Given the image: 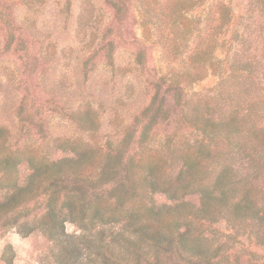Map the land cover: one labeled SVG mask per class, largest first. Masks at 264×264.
I'll use <instances>...</instances> for the list:
<instances>
[{
    "label": "rangeland",
    "instance_id": "374dc122",
    "mask_svg": "<svg viewBox=\"0 0 264 264\" xmlns=\"http://www.w3.org/2000/svg\"><path fill=\"white\" fill-rule=\"evenodd\" d=\"M173 75L196 105L176 101L163 83ZM159 103L143 135L151 114L142 115ZM206 113L234 120L213 135L196 121ZM87 148V159L62 163L55 176H97L106 155L114 166L119 152L140 186L151 163L155 189L165 193H155L156 205L181 188L192 193L193 211L177 212L196 216L192 233L217 252L216 262L264 264L261 0H0V264H108L91 243L100 227H79L77 203L62 209L63 195L54 196L52 211L66 217L62 233L46 215L44 166ZM221 172L227 196L248 192L255 211L232 214L222 200L207 222L194 193ZM141 190L126 208L147 205ZM168 216L150 227H164ZM122 253L129 264L140 260ZM158 257L150 264H173Z\"/></svg>",
    "mask_w": 264,
    "mask_h": 264
},
{
    "label": "trees",
    "instance_id": "16d2710c",
    "mask_svg": "<svg viewBox=\"0 0 264 264\" xmlns=\"http://www.w3.org/2000/svg\"><path fill=\"white\" fill-rule=\"evenodd\" d=\"M261 5H264V0H261ZM176 76V75H175ZM164 85L167 84V89L173 92L176 101L180 104L183 102L185 105L193 104L192 99L189 97V93L185 90L183 84L176 77L172 79H165ZM198 104V103H197ZM153 105V104H152ZM145 110L142 116L148 115V125L143 129V135L146 130L149 129V125L155 118L162 112V103L158 106L154 105ZM234 119L232 117L222 119L221 116H212L208 113L197 115L196 121H200L201 125L205 129H209L214 135L221 127L224 129L231 125ZM142 135V136H143ZM128 145V144H127ZM127 145H122L121 149H127ZM207 148V147H206ZM90 150L88 148L82 152H77L73 158H64L59 161H52L44 166L43 175H46L41 183L46 184L44 191H49L50 194L47 199V217L51 218V229L62 233L63 222L66 217L62 214V209H74L77 203L80 207L81 215L76 221L79 223V227L87 225L90 229L94 230L98 226L99 230L93 236L92 247L106 259L108 264H129L128 259H125L124 252H132L140 258L136 260L135 264H150V260L159 261V255L170 256V261L173 264H219L214 259L219 256L215 253H211L209 248H206L203 242L207 240L200 234L192 233L191 223L192 219L196 218L194 214H183L180 211L184 207H190L194 209V205L188 200V197L193 195L187 193L186 188H181V196H173L168 198L169 204H161L159 207L154 200L155 193L164 194V191L158 192L155 189V183L153 181V167L151 163H148V171L141 178L140 186H137L129 171V164L123 163V156L117 152L116 166H123L122 174L115 172L114 166L111 164V157L106 155L107 165L103 167V171L97 176H70L65 174L61 177L55 176L59 173L62 163H69L68 165L76 166L82 163L88 156ZM119 151V150H118ZM114 154L116 151H113ZM112 154V155H114ZM186 158H189L188 154H184ZM130 160L131 159H127ZM191 161H185V165ZM43 170V169H42ZM184 169H180L179 176L183 174ZM40 170L37 169V175ZM37 175H32L31 182L37 178ZM42 175V174H41ZM224 172L216 174L212 178L210 183L205 187H199L197 193H194L200 199L198 200V209L195 212L200 213L204 221L209 222L208 212L209 208L222 200L226 201L227 210L232 214H238L243 211L247 213L255 211L252 201L248 198V192L239 195L236 198L229 197L228 192L221 188L223 184ZM156 179V178H155ZM142 185V186H141ZM142 187L141 191L147 189L148 201L147 205H144L141 209L134 208L133 206L127 207L126 204L129 201L131 194ZM138 188V189H137ZM21 191V190H19ZM63 195V202L59 212L52 211V201L56 194ZM59 200V199H58ZM15 201V196H11V203ZM143 211L146 215L151 217H139V212ZM170 211L169 212L162 211ZM193 211V210H192ZM166 215H172L165 218L162 222L164 227L151 228L150 222L153 217L158 219ZM118 226L116 232H111L109 240L106 241L105 233L107 229L113 228L112 225ZM98 225V226H97ZM121 225V226H120ZM88 229V228H87ZM115 234V235H114ZM108 259V260H107ZM224 259V258H223Z\"/></svg>",
    "mask_w": 264,
    "mask_h": 264
}]
</instances>
